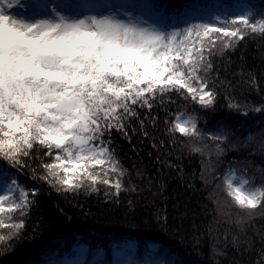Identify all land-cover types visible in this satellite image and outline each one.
<instances>
[{"label":"snow or ice","instance_id":"obj_1","mask_svg":"<svg viewBox=\"0 0 264 264\" xmlns=\"http://www.w3.org/2000/svg\"><path fill=\"white\" fill-rule=\"evenodd\" d=\"M29 7L35 10L30 18L14 11ZM81 7L89 10H76ZM134 7L56 0L29 6L24 0H0V159L18 172L29 169L32 179H37L32 161L40 159L44 174L39 179L57 192L84 190L90 195L103 184L114 189L105 191L106 198L118 197L127 190L122 183L127 170L110 147L112 130L128 136L132 118L143 130L154 107L172 102V92L213 107L217 94L209 88L208 74L217 43L232 49L249 34L264 38V10L248 8L231 17L215 15L168 30L126 11ZM248 83L255 86L254 79ZM228 106L243 115L264 111V105ZM139 109L147 110L143 119ZM169 131L203 138L190 116L178 117ZM210 138L222 143L227 135ZM222 151L217 147L218 154ZM192 152L203 154V149L193 147ZM249 184L235 170L225 178L228 197L252 219L257 210L264 213V186ZM37 193L16 178L0 190V230H7L0 232V255L13 247L10 241H27L23 217L35 205Z\"/></svg>","mask_w":264,"mask_h":264},{"label":"trees","instance_id":"obj_2","mask_svg":"<svg viewBox=\"0 0 264 264\" xmlns=\"http://www.w3.org/2000/svg\"><path fill=\"white\" fill-rule=\"evenodd\" d=\"M145 2L164 24L218 7L231 17L236 3L264 10V0ZM210 59L209 88L217 94L213 107L172 92V102L154 107L143 130L135 118L128 136L112 130L110 147L127 170L122 178L127 190L118 197L106 198L105 191L114 189L103 184L90 195L84 190L57 192L39 179L44 174L40 159L32 161L37 179L29 169L18 172L0 159V175L38 190L35 205L23 217L27 241H10L13 247L0 255V264H59L63 258H76L79 245L86 247L81 264H114V250L125 244L134 248L129 264H264V213L257 210L259 214L249 219L225 188L229 170L246 176L250 187L264 186V111L243 115L228 106L264 105V38L249 34L232 49L218 42ZM253 79L255 86L250 87ZM138 111L143 119L147 110ZM181 116L196 120L202 139L169 131ZM210 134L227 135V140L221 143ZM193 147L202 148L203 154H193ZM217 147L223 150L220 154ZM50 159L43 157L44 162ZM240 219L243 223L238 225Z\"/></svg>","mask_w":264,"mask_h":264},{"label":"rangeland","instance_id":"obj_3","mask_svg":"<svg viewBox=\"0 0 264 264\" xmlns=\"http://www.w3.org/2000/svg\"><path fill=\"white\" fill-rule=\"evenodd\" d=\"M50 0H24L26 5H35L39 3H48ZM57 3L68 4V5H91L98 3H123V4H131L136 5L134 8H128L126 11L130 12L134 16H138L142 19H147L150 23H154L157 26H162L168 30L179 29L185 26L186 23L191 22H203L206 20H210L215 15L224 16L226 12L222 7H218L211 11H203V12H194L192 15L186 13L180 22L173 19L170 23L164 24L162 21L153 14L152 10L148 8L145 0H56ZM249 7L244 3H236L234 6L235 14L240 13L242 11L247 10ZM79 12H87L89 9L81 7L76 9ZM18 15L23 17H32L34 15L35 10L29 7L27 10L25 9H16L14 10ZM187 116H181L180 119L186 118ZM12 180L11 176H6L5 174L0 175V190H3L6 182L10 183ZM133 245L125 244L121 247H118L113 252L114 264H129L131 261L132 253H133ZM153 250L154 247L151 246ZM77 256L74 259L63 258L60 260L59 264H81L86 255V247L83 245H79L76 249Z\"/></svg>","mask_w":264,"mask_h":264}]
</instances>
